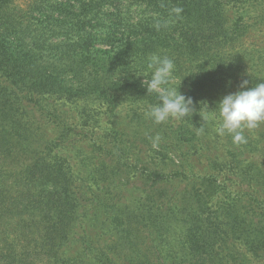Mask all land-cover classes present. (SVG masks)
Wrapping results in <instances>:
<instances>
[{"label": "trees", "instance_id": "16d2710c", "mask_svg": "<svg viewBox=\"0 0 264 264\" xmlns=\"http://www.w3.org/2000/svg\"><path fill=\"white\" fill-rule=\"evenodd\" d=\"M22 1L0 0V264H185L160 250L109 249L73 230L91 181L97 187L95 206L111 201L108 191L118 186L123 160L137 164L134 177L144 192L171 183L180 176L176 170L187 168L186 163L173 166L168 158L172 145L191 143L194 131L162 132L157 152L152 145L160 126L143 122L128 142L116 141L114 151L104 150L93 138L89 109H75L86 101L114 113L122 95L129 94L146 106L159 104V94L144 95L141 83L151 77L152 54L173 60V74L200 105L236 92L242 80L249 81L248 87L264 82V46L242 45L247 34L264 25V2ZM124 1L142 9L135 17H123L118 5ZM76 118L83 122L71 124ZM243 146H236L238 154L228 163L213 160V170L235 169L249 183L264 180H255L251 164L239 165ZM206 181L215 196L220 185L205 179L202 184ZM229 200L232 210L222 213V220L203 215L185 222L189 264L222 263L219 252H235V245L228 244L231 238L253 254L264 249V220L249 223L239 203ZM22 216H27L24 224L14 221ZM158 219L150 211L142 217L152 223L151 234L162 231Z\"/></svg>", "mask_w": 264, "mask_h": 264}, {"label": "rangeland", "instance_id": "374dc122", "mask_svg": "<svg viewBox=\"0 0 264 264\" xmlns=\"http://www.w3.org/2000/svg\"><path fill=\"white\" fill-rule=\"evenodd\" d=\"M262 2L264 1L262 0ZM118 7L122 11L121 15L127 18L135 17L142 9L140 6L131 5L129 1L120 3ZM108 11L113 12L114 8ZM234 13L235 10L232 14ZM248 14L252 13L248 12ZM242 40V45L246 48L256 45L259 47L258 50H262L260 47L264 46V25L247 34ZM144 80H141L142 84ZM165 87L176 89L182 95L190 97L188 87L183 85L173 72ZM143 88L146 90V92L143 91L144 95H149L146 86L143 85ZM156 94L159 93L156 92ZM127 96L122 95L123 100L114 113H110L107 106L103 107L100 103L79 102L80 105L76 107L75 111L89 109L90 118L87 121L92 127V135L97 142L96 146L114 151L116 146L114 143L116 141L118 143L128 142L138 132L139 123L143 122L154 126V129L155 126H160L157 136L162 132L187 130L189 127L196 134L193 136L195 140L180 145L174 141L173 153L168 155L175 168L185 163L187 168L176 170L180 176H177V179L171 183L153 187L152 192H150L151 189L144 192L139 181L134 177L137 174L135 170L137 164L133 160H123L126 164L122 168V174L116 178L118 186L108 191L111 201L107 204L102 202L98 206L93 204L92 199L95 197L93 191L95 192L97 187L92 181L93 188L88 186L83 190L84 197L78 204L80 209L75 216L76 225L73 230L75 235L87 234L92 239L101 240L102 246L121 252L140 249L143 254H148L149 251L160 250L169 260H173V256H176L177 260H184L185 264H189L190 258L184 253L188 248L184 238L186 233L182 231L187 220L191 222L203 215L206 218L208 216L209 221L218 217H220L219 220H222L221 214L232 210L227 203H230L229 199L239 203V207H242V214L250 218H248L249 223L250 221L261 222L264 220V180L249 183L247 180L244 181L243 177L239 176L241 174L237 170L234 171L235 169L217 174L212 168L214 161L230 162L232 155L238 154L236 146L239 144L233 142L232 134L225 132L224 135H219L217 133V128L221 123L219 109L216 107L218 101H206L205 104L200 105L191 97L193 113H189L181 119L170 118L157 124L145 115L148 106L134 95ZM157 99H159V95ZM82 122L80 118L70 120V123L75 125ZM111 134L112 137H110ZM244 136L247 142L243 147L246 149H244L243 155L240 154L238 157L239 165L249 164L248 166H250L251 164L255 170V180L261 176L264 178V123L253 129H244ZM161 143L159 139L158 145ZM251 143L254 144V148L250 147ZM152 148L157 152L161 150L159 146L153 147L152 145ZM249 148L254 151L251 152ZM100 162L108 164L105 159ZM174 167L171 169H175ZM233 168L236 166L234 165ZM170 171L169 169L167 172ZM83 175L80 174L81 177ZM76 176L79 177L78 173ZM204 179L214 180L220 185L219 192L215 196L212 197L214 192L212 194V191L206 188L208 181L202 184ZM103 186L101 185V187ZM147 196H153L154 199L148 200ZM210 197L212 198L210 199ZM200 200H204L207 205L201 206ZM145 211H150L159 217L157 223L162 231H158L156 234L150 233L149 225L152 223L142 220ZM128 218H131L132 222ZM26 219L27 216H22L14 221L24 224ZM224 239L226 240V237ZM228 244L235 245V252L233 254L227 250L219 252L222 258V263L219 264H264V249L253 254L246 246L239 245L235 238L229 239ZM178 255L181 256L178 257Z\"/></svg>", "mask_w": 264, "mask_h": 264}, {"label": "clouds", "instance_id": "9594fccd", "mask_svg": "<svg viewBox=\"0 0 264 264\" xmlns=\"http://www.w3.org/2000/svg\"><path fill=\"white\" fill-rule=\"evenodd\" d=\"M179 13L180 9H175ZM148 67L153 69L151 77L143 81L147 93L158 92L160 103L149 105L145 115L155 123H163L170 118L181 119L193 113V99L182 95L178 90L165 87L169 83L175 68L172 59L152 54ZM249 81L242 80L238 90L229 93L217 102L220 126L219 135L232 134L234 143H246L244 129H253L264 123V82L248 87ZM160 137L153 140V147L158 146Z\"/></svg>", "mask_w": 264, "mask_h": 264}]
</instances>
